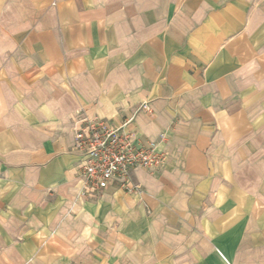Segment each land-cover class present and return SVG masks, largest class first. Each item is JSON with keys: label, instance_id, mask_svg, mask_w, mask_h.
<instances>
[{"label": "crops", "instance_id": "crops-1", "mask_svg": "<svg viewBox=\"0 0 264 264\" xmlns=\"http://www.w3.org/2000/svg\"><path fill=\"white\" fill-rule=\"evenodd\" d=\"M96 118L163 166L83 194ZM0 264H264V0H0Z\"/></svg>", "mask_w": 264, "mask_h": 264}, {"label": "built area", "instance_id": "built-area-1", "mask_svg": "<svg viewBox=\"0 0 264 264\" xmlns=\"http://www.w3.org/2000/svg\"><path fill=\"white\" fill-rule=\"evenodd\" d=\"M127 126L128 121L110 126L96 118L78 132L76 148L82 160L77 168L83 194L96 198L117 180L133 187L130 177L135 169L155 171L165 163L159 143L145 145Z\"/></svg>", "mask_w": 264, "mask_h": 264}]
</instances>
